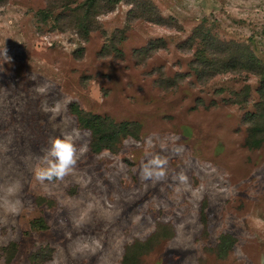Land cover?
<instances>
[{"label": "rangeland", "instance_id": "374dc122", "mask_svg": "<svg viewBox=\"0 0 264 264\" xmlns=\"http://www.w3.org/2000/svg\"><path fill=\"white\" fill-rule=\"evenodd\" d=\"M93 2L0 0V264H264V0Z\"/></svg>", "mask_w": 264, "mask_h": 264}, {"label": "clouds", "instance_id": "9594fccd", "mask_svg": "<svg viewBox=\"0 0 264 264\" xmlns=\"http://www.w3.org/2000/svg\"><path fill=\"white\" fill-rule=\"evenodd\" d=\"M3 55L6 62H10L11 58L7 55L4 48ZM51 85L40 89V92H46ZM59 111V109H57ZM78 137L71 133H65L60 137H55L51 140V144L47 152L41 159V166L36 170V178L40 181L63 179L76 166L79 156L83 154L86 149H78L76 139ZM155 163H159L156 161ZM9 192L13 191L9 188Z\"/></svg>", "mask_w": 264, "mask_h": 264}, {"label": "trees", "instance_id": "16d2710c", "mask_svg": "<svg viewBox=\"0 0 264 264\" xmlns=\"http://www.w3.org/2000/svg\"><path fill=\"white\" fill-rule=\"evenodd\" d=\"M94 0H91V3L93 2ZM91 3H90V5H91ZM94 3V2H93ZM263 104H264V98L262 99L261 98V100H259L258 102H257V105H256V107H257V109L255 110L256 111V113L254 112V113H251V114H247L248 115V117L251 119V118H255V117H257V113H258V110H261V108H262V106H263ZM105 118V117H104ZM251 127H252V125H251ZM250 130H252V129H249V131ZM248 134V133H247ZM252 136V135H251ZM247 139H248V141H247V143H249L250 145H252V146H254V147H256L257 146V142H250V139L248 138V135H247ZM251 140H252V138H251ZM93 148V150H96L97 148L95 147V146H92Z\"/></svg>", "mask_w": 264, "mask_h": 264}]
</instances>
